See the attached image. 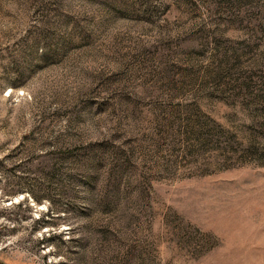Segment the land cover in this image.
Masks as SVG:
<instances>
[{"label": "rangeland", "instance_id": "374dc122", "mask_svg": "<svg viewBox=\"0 0 264 264\" xmlns=\"http://www.w3.org/2000/svg\"><path fill=\"white\" fill-rule=\"evenodd\" d=\"M0 264H264V0H0Z\"/></svg>", "mask_w": 264, "mask_h": 264}]
</instances>
